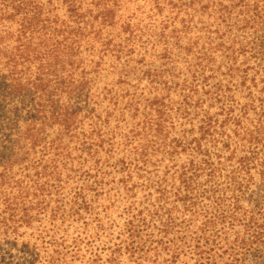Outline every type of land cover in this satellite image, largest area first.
<instances>
[{
	"label": "trees",
	"instance_id": "16d2710c",
	"mask_svg": "<svg viewBox=\"0 0 264 264\" xmlns=\"http://www.w3.org/2000/svg\"><path fill=\"white\" fill-rule=\"evenodd\" d=\"M130 6L137 7V16ZM141 10L147 11L146 26L152 25L150 20L158 22L152 31L142 28ZM9 25L15 27L13 32ZM109 37L113 39L108 41ZM152 38L159 48L155 68L143 60L138 63L144 69L141 78L149 85L147 97L133 96L126 104L129 118L140 123L124 134L122 143L110 141L105 157L114 159L113 148L123 146L116 165L124 179L119 186L126 190L133 172L139 173L137 179L150 176L146 167L151 160L163 161V172L155 173L154 211L144 215L126 207L124 225L113 238L111 230L117 225L103 222L108 226L104 230L101 220L94 218V239L88 231L79 240L63 231L59 241L49 234L39 236L38 249L22 243L31 264H264V78L255 73L248 77L251 64L264 63V0H0V65L8 73L0 75V105L21 91L5 81L20 57L67 62L77 57L76 43L85 41L91 47L88 52L100 48L99 55L124 60V74L137 78L129 66L134 52L129 48L141 43L153 51ZM28 92L25 98L34 114L28 112L25 126L15 135L17 152H8L0 139L7 151H0L4 166L27 160L31 153L25 154L24 148L44 149L38 145L48 138L44 128H56L54 155L66 157L73 109L44 107L47 96L41 79L33 81ZM37 119L43 129L35 128ZM92 135L97 141L104 133ZM62 162L52 168L60 177L56 172ZM112 184L95 183L89 194L107 204L116 190ZM12 201L3 199L6 205L0 211L4 234L19 223L27 228L42 215L63 226L79 218L80 211L90 213L84 199L76 203V211L73 204L67 210L60 204L51 215L26 197L21 205ZM100 233L107 240L97 248ZM48 238L51 243L43 244ZM110 238L113 243L108 246Z\"/></svg>",
	"mask_w": 264,
	"mask_h": 264
},
{
	"label": "rangeland",
	"instance_id": "374dc122",
	"mask_svg": "<svg viewBox=\"0 0 264 264\" xmlns=\"http://www.w3.org/2000/svg\"><path fill=\"white\" fill-rule=\"evenodd\" d=\"M130 11L133 16H137L139 10L137 7L130 6ZM141 12L143 16L140 18L143 20L140 22L143 29L147 28L152 31V25L158 26V22L152 20H150L152 25L146 26L144 14H147V11L141 10ZM59 15H61L60 12ZM12 26L9 25L8 29L13 32L15 27ZM111 39L113 38L109 37L108 41ZM152 41L154 42V53L150 50V46L145 48L146 44H133L129 48L134 49L132 63L129 66L134 69L132 72H135L137 78H133L130 72L124 74L127 72V68L124 67V60L119 62L121 60L115 61V59L99 55L97 51L100 48H93L92 53L88 52L91 47L85 41L76 43L78 44L77 48H79L78 53H76L77 57L74 56L67 62H63L59 58L56 60L44 59V61L32 59L34 61L32 62L20 57L13 64L14 72L5 81L11 88L14 87L15 90L19 89V91L21 89V91L11 95L4 104L0 105V139L6 143L8 152L16 151V147L13 145L16 139L15 135L22 131L29 117L30 104L25 96L29 95L30 84L35 80L41 79L45 88L47 102L43 103L44 107L52 106L53 111L63 109V107L69 110L73 109L74 121H72L70 133L72 138L70 142H66L67 149L64 151L66 157H60L59 152L54 155L57 150L52 140L56 138V128L52 130L44 128L43 131L48 138L46 142L40 141L38 145H45V151L38 146L34 149L24 148L25 154L31 153L30 156L26 155L28 156L27 160L19 161L13 167L0 164V194L3 195L0 197V211L3 210L4 204L6 205L3 199L6 201L12 199V203L21 205L23 204L21 202L22 197H26L28 202L38 207L46 215H51V210L60 204L66 210L73 204L74 211H76V203L81 202L82 199L87 201V208L90 213L80 211L79 218L75 217L63 226H60L59 222L49 223L51 219L42 215L27 228L19 223L15 229L7 234L0 232V264H31L32 260H30L29 254L26 250L21 249V245L23 243L25 247L35 246L38 249L39 244H42L39 242V236L43 238L44 235L49 234L59 241L61 233L66 231L70 235V239L79 240L85 236L82 233L88 231L89 234L87 235L94 239L97 234L94 218H99L101 224L104 222L108 226L113 223L117 225V230L110 231L113 238L117 236L118 230H121L124 225V216L126 215L123 213V209L126 207L131 206L139 209L144 215L154 211L155 173L161 174L163 172V161L160 162V158L151 160V164L147 165L148 168L146 167L147 171L152 173L150 176L143 174L142 178L137 179L136 176L139 173L133 172L132 179L127 185V190L132 191L127 192L126 189L119 186V183L123 182L124 179L120 174L121 168L116 165V161L122 157L123 146L118 145L113 148L111 154L115 157L114 159L105 157V152L110 150V141L114 145L115 142L116 144L122 143L124 134L129 129H137V126L134 125L140 123L138 119L129 118L126 104L129 103L130 99H134L133 96L141 97L144 95L145 98L147 97L149 85L147 81L141 78L144 69L140 68L138 63L143 60V63L149 64L150 69L155 68V56L159 48L155 46L156 39L152 38L150 42ZM112 42L113 44L117 43V40L114 39ZM26 65L28 69H26ZM250 66L252 71L248 77H253V73H255V76L260 79L264 78V63L260 67L252 64ZM6 71L0 65V75L5 74L7 76ZM257 77H255L254 83L259 87ZM137 79L143 80L138 83ZM219 80L223 83L229 81V79L223 78H219ZM24 89L25 93L23 92ZM237 95L235 101L240 99ZM108 96L113 99L110 103L105 99ZM30 112L34 114L32 109ZM120 116L123 117V121L118 122ZM173 122L178 127L177 123ZM183 123L187 124L186 121ZM39 127V120L37 119L35 128L37 130L43 129V127ZM93 132L95 134L101 132L104 135L100 137V140L92 141L95 139V136L92 135ZM46 145L52 146L48 148ZM0 151L3 154L7 152L2 150L1 146ZM181 158L184 159L185 157L182 156ZM60 160L63 162L58 166L60 169L56 173H59L61 177L54 174L52 170L55 163ZM126 161L128 162V159ZM182 161L184 162V160ZM40 179L44 180L39 182ZM102 181H113L115 184L112 185L116 190L111 194L112 200L107 204L104 199L96 200L94 196L89 194V190L95 187V183L98 184ZM43 183L51 185V190H45L47 187ZM38 185L40 186L38 187ZM102 193L105 194L106 190H103ZM107 196L108 194L105 197ZM57 201L61 202L57 204ZM38 202H41L42 206H39ZM101 206L104 207L100 208ZM105 206H109V208L105 212H101L100 209L104 210ZM108 226L103 224V229L107 230ZM100 236L102 239L95 243L97 248H101L102 243L107 240L104 239L105 235L100 233ZM108 241H111L108 244L111 246L113 239L110 238ZM46 243H51V240L48 238L43 244Z\"/></svg>",
	"mask_w": 264,
	"mask_h": 264
}]
</instances>
